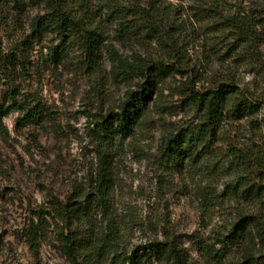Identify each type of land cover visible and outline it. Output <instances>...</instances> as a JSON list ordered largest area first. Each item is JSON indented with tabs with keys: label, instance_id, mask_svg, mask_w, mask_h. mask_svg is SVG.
<instances>
[{
	"label": "rangeland",
	"instance_id": "obj_1",
	"mask_svg": "<svg viewBox=\"0 0 264 264\" xmlns=\"http://www.w3.org/2000/svg\"><path fill=\"white\" fill-rule=\"evenodd\" d=\"M116 1L146 9L158 7L164 26L159 43L143 44L137 39L143 33L126 34L123 40L118 36L121 27L103 17V28L122 57L160 61L180 51L184 56L182 69L188 74L178 76L177 81L193 78L199 71L198 89L232 83L253 101L264 102V0ZM203 8L216 13L205 14ZM44 13L41 0H26L25 10L17 16L8 8L0 13V108L11 104V97L19 105L3 118L9 136L0 132V264H66L53 228L42 241L38 256L30 251L21 232L49 203L65 200L75 184L89 182L97 167L94 130L98 115L118 110L127 91L136 89L131 82L111 81L106 86L107 96L97 99L91 81L76 61L56 63L52 59L51 51L58 45L52 36L32 44L21 56L23 37L33 18ZM14 53L21 61L16 69L8 62ZM105 67L109 72L107 60ZM174 87L175 79L169 78L162 94L149 105V130L120 142L114 160L112 202L124 228L126 250L134 252L156 239L163 241L166 227L189 262L203 264L195 245L212 243L217 233L229 229L234 215L231 208L219 210L218 216L205 222L197 195L206 182L188 174L168 178L160 167L162 138L194 118L175 108L179 99L171 91ZM37 105L45 107L49 115L21 126L28 111ZM255 133L244 121L238 137L264 143V136ZM223 182L218 181L219 192ZM245 253L231 250L223 264H239Z\"/></svg>",
	"mask_w": 264,
	"mask_h": 264
},
{
	"label": "trees",
	"instance_id": "obj_2",
	"mask_svg": "<svg viewBox=\"0 0 264 264\" xmlns=\"http://www.w3.org/2000/svg\"><path fill=\"white\" fill-rule=\"evenodd\" d=\"M41 2L45 13L33 18L23 37L21 56H25L32 44L52 36L54 43L58 42L51 51L52 59L56 63L76 61L91 81L97 99L107 96L106 86L111 81L131 82L136 84V89L127 91L118 110L98 115L94 130L97 167L89 182L75 184L65 200L49 203L21 232L33 255H39L42 241L48 239L53 228L66 264H162L163 261L193 264L166 227L162 231L163 241L156 239L134 252L126 250L124 228L112 202L114 160L120 142L133 140L138 132L149 130L146 119L149 105L162 94L166 81L174 78L175 87L171 91L179 99L175 108L194 118L180 123L162 138L158 148L160 167L168 178L188 174L206 182L197 195L198 209L205 222L218 216L219 210L231 208L234 215V222L225 233H217L212 243L198 242L195 249L203 264H223L231 250L246 251L239 264L264 261V143L238 137L244 121L256 130V135L264 136V102L253 101L232 83L198 89L199 71L193 78L177 81L178 76L188 74L182 69L184 56L180 51L169 60L160 61L152 58L131 61L122 57L103 28V17L111 18L121 27L118 36L123 40L126 34L134 32L143 33L137 38L143 44L159 43L164 26L158 7L126 6L116 0ZM25 7L26 0H0V13L8 8L17 16ZM203 12L216 13L212 8H203ZM17 56L14 53L8 61L13 69L21 62ZM106 60L111 68L109 72ZM11 100L10 105L0 108V132L4 137L9 135L3 118L19 108L18 102L12 97ZM45 112V107L37 105L19 124L33 123L45 116ZM220 179L224 180L221 192L218 190ZM247 206L249 211H245Z\"/></svg>",
	"mask_w": 264,
	"mask_h": 264
}]
</instances>
